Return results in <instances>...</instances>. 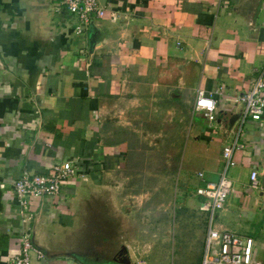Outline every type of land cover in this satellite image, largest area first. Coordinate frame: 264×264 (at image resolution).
I'll use <instances>...</instances> for the list:
<instances>
[{
	"label": "crops",
	"instance_id": "0c3cea01",
	"mask_svg": "<svg viewBox=\"0 0 264 264\" xmlns=\"http://www.w3.org/2000/svg\"><path fill=\"white\" fill-rule=\"evenodd\" d=\"M99 4L107 16L79 36L62 0H0V264L22 251L26 235L35 249L31 264H168L172 215L183 226L184 248L202 264L207 216L197 190L223 174V148L235 140L236 125L228 132L224 123L241 115L237 99L264 65V0ZM198 90L217 103L211 126L201 114L193 118ZM149 101L193 114L180 140L176 201L168 177L124 195L127 171L148 165L138 160L145 152L136 133L113 115L120 107L142 112ZM241 142L216 222L254 239V260L264 263V122L246 121ZM64 162L72 163L73 178L58 196L24 211L15 183ZM171 202L178 203L174 213ZM133 203L144 212L122 213Z\"/></svg>",
	"mask_w": 264,
	"mask_h": 264
},
{
	"label": "built area",
	"instance_id": "2783aa9c",
	"mask_svg": "<svg viewBox=\"0 0 264 264\" xmlns=\"http://www.w3.org/2000/svg\"><path fill=\"white\" fill-rule=\"evenodd\" d=\"M62 6L77 20L74 31L79 36L85 34L94 19H103L107 16V11L101 8L99 0H62ZM258 52L264 56V43L259 45ZM237 103L242 107V112L233 129L235 140L223 148L224 172L218 181H208L204 187L197 190V195L203 197L200 211L207 216V236L202 264H264L254 260V239L234 231H221L216 222L217 214L225 208L232 189L227 172L236 166L235 155L245 148L241 142L242 127L248 120L264 122V65L254 69L251 89L239 96ZM193 113L203 115L210 126L213 125L218 120L215 99L207 96L203 90H198ZM74 175L71 162L53 165L47 175H23L15 183V195L19 205L27 212L33 201L58 196L62 187ZM258 175V171L251 173V187L254 190L259 186ZM199 176L203 177V174ZM22 244V251L8 264H31V254L35 251L31 237L24 236Z\"/></svg>",
	"mask_w": 264,
	"mask_h": 264
},
{
	"label": "rangeland",
	"instance_id": "374dc122",
	"mask_svg": "<svg viewBox=\"0 0 264 264\" xmlns=\"http://www.w3.org/2000/svg\"><path fill=\"white\" fill-rule=\"evenodd\" d=\"M125 106V105H123ZM184 107L167 106V102L152 103L148 102L143 105L141 110L135 111L132 108L120 107V116L116 114L113 119L116 123L123 125L135 132L137 135V141L141 152H145L143 158H138L139 162L146 163L147 169L141 170L140 167L134 171L128 170L127 174L124 175L128 181L123 187L125 194H134L144 192V190H150V186L145 187L151 180H158V184H161V180L169 178L174 185L173 200L176 201L177 193L179 191V182L177 181V173L182 157L181 153V138L183 134L187 133L188 127L191 124L193 114L190 113L189 109L185 113ZM145 109V110H144ZM184 113V118H183ZM186 117V120H185ZM197 116L193 117L194 119ZM144 159V160H143ZM137 175V176H136ZM130 176H133L130 178ZM150 177V180H149ZM130 178V179H129ZM135 184H138L137 186ZM131 188L133 191H131ZM158 187L155 186V189ZM123 204L122 213H130L131 208L138 212H144L141 208H137L135 203ZM178 207L175 202H171L170 213L175 212V208ZM156 213H161L157 211ZM201 216V214H199ZM171 231L169 235V262L168 264H196L198 257L197 252L190 248H184L183 244V226L180 223V218H171ZM186 255V260H184ZM185 261H187L185 263ZM203 263V259H202Z\"/></svg>",
	"mask_w": 264,
	"mask_h": 264
},
{
	"label": "water",
	"instance_id": "95a60500",
	"mask_svg": "<svg viewBox=\"0 0 264 264\" xmlns=\"http://www.w3.org/2000/svg\"><path fill=\"white\" fill-rule=\"evenodd\" d=\"M240 117H241L240 113L235 114L227 123H224L226 131L231 132V130L233 129L236 122L240 119ZM122 262L125 264L129 263L128 259L123 260Z\"/></svg>",
	"mask_w": 264,
	"mask_h": 264
}]
</instances>
